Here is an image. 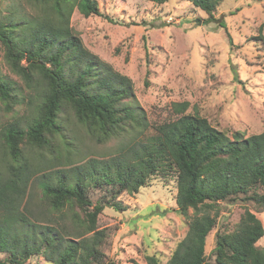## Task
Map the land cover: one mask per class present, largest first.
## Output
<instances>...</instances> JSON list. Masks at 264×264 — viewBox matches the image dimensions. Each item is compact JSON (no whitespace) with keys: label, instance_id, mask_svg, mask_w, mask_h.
Returning <instances> with one entry per match:
<instances>
[{"label":"trees","instance_id":"trees-1","mask_svg":"<svg viewBox=\"0 0 264 264\" xmlns=\"http://www.w3.org/2000/svg\"><path fill=\"white\" fill-rule=\"evenodd\" d=\"M35 1L50 15L0 17V55L23 81L33 106L28 119L0 127V254L4 256L0 264H27L35 255L54 264H113L100 248L104 233L95 230L98 214L105 207L125 210L117 200L120 193H135L155 172L166 170L175 173L176 211L188 218V225L164 264H264V241L257 245L264 224L248 208L233 230L215 233L212 259L205 252L221 202L253 201L264 207V128L248 135L239 130L228 133L205 116L188 112V102L181 101L172 102L176 117L145 134L148 126L134 104L131 79L89 51L69 25L74 9L84 16L102 15L97 0ZM188 1L208 14L207 21L216 20L213 12L220 0ZM220 25L225 26L222 21ZM232 71L242 83L236 69ZM3 80L0 75V102L9 110L19 100ZM68 115L99 143L126 137L114 156L88 158L68 170L59 169L56 182L48 174L36 178L49 211L78 208L85 215L79 225L86 228L79 232L82 236H69L54 222H41L30 205L34 173L23 151L25 145L49 146V135L56 132L60 139L56 156L68 157L72 141L62 131ZM61 148L67 149L65 156ZM91 187L103 191L95 203L89 196ZM88 231L92 235H85ZM146 264L162 263L152 254L146 256Z\"/></svg>","mask_w":264,"mask_h":264},{"label":"rangeland","instance_id":"rangeland-1","mask_svg":"<svg viewBox=\"0 0 264 264\" xmlns=\"http://www.w3.org/2000/svg\"><path fill=\"white\" fill-rule=\"evenodd\" d=\"M97 3L102 15L84 16L74 9L69 25L89 51L131 79L134 104L143 112L148 126L145 134H153L155 126L176 117L172 102L181 101L188 102V112L205 116L228 133L239 130L248 135L264 128V0H220L213 12L216 20L210 21L206 12L188 0ZM10 14L28 19L50 15L46 6L35 0H0V17ZM221 21L225 26L220 25ZM232 68L242 83L234 79ZM0 75L19 100L9 110L0 102V127L31 117L33 106L28 104L23 81L10 70L3 53ZM68 118L62 125V131L72 141L67 146L71 148L68 157L56 156L60 143L56 132L49 135L51 145H25L23 151L34 173L28 190L33 201L30 205L41 222H54L69 236H82L79 232L86 228L79 225L85 215L78 208L49 211L36 187V178L48 174L56 182L59 169L68 170L88 158L114 156L126 137L119 135L99 143L85 134L73 116ZM61 153L65 156L67 149L61 148ZM176 191L175 173L157 171L137 192L119 194L117 200L125 210L105 207L97 216L95 228L104 233L100 246L104 259L113 264H146V256L154 254L162 264L166 263L188 225V218L176 211ZM102 195L101 189L89 190L93 203ZM221 204L217 224L206 238L205 252L211 259L215 233L233 230L245 208L264 224V207L253 201ZM263 241L264 236L257 245ZM26 263L54 264L39 255Z\"/></svg>","mask_w":264,"mask_h":264}]
</instances>
